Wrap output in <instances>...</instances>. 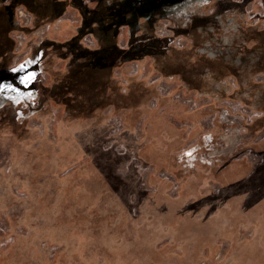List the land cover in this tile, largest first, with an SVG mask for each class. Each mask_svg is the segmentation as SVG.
I'll return each instance as SVG.
<instances>
[{
    "label": "rangeland",
    "instance_id": "obj_1",
    "mask_svg": "<svg viewBox=\"0 0 264 264\" xmlns=\"http://www.w3.org/2000/svg\"><path fill=\"white\" fill-rule=\"evenodd\" d=\"M160 1L118 52L0 0V264H264V30Z\"/></svg>",
    "mask_w": 264,
    "mask_h": 264
},
{
    "label": "crops",
    "instance_id": "obj_2",
    "mask_svg": "<svg viewBox=\"0 0 264 264\" xmlns=\"http://www.w3.org/2000/svg\"><path fill=\"white\" fill-rule=\"evenodd\" d=\"M40 3H48V9L43 12V9L39 8V10H34L30 7L29 0H17L16 3L22 4L25 8H28L35 16H43L45 12H50L54 16H60L62 13H65L69 8H71L79 17V25H78V33L80 36L82 35H91L93 40H95L96 46L94 45L92 48L94 50L102 49L104 46L103 44H110V48L117 50L118 52L121 49H126L128 47V40H127V32L129 27V23L123 19L125 16H128L127 11L130 8L137 7L141 0H37ZM151 6H155L157 1L160 0H150ZM163 1V0H161ZM160 1V3H161ZM167 4L173 3L174 7H178L177 3L179 4V9L183 10L186 8L185 3H195V1H199L200 3H210V8L205 9L206 14L214 13V15H222L223 17H238L240 21L246 25L252 27H258L261 30H264V24L260 23L259 17L257 18V14L255 13L252 16L251 10H249V3L253 0H164ZM262 3V7H264V0H256ZM27 4H26V3ZM106 2V4H103ZM25 3V4H24ZM234 3L238 4L239 7H234ZM18 5H13L14 12H17ZM194 5V4H193ZM172 5H170L171 7ZM188 6V5H187ZM202 7V6H201ZM192 8V10H194ZM249 10V11H248ZM166 12V11H165ZM13 13L14 17L17 16ZM127 14V15H125ZM46 15V14H45ZM125 15V16H124ZM41 16V17H42ZM165 18L171 17V15L163 14ZM169 16V17H168ZM161 17V18H164ZM255 18L256 20H254ZM163 22L168 23L169 29H173V24L170 19H163L159 22L162 24ZM175 24V23H174ZM108 29V34L112 36V38H108L105 43L103 40V35L105 31L103 30ZM173 32L179 33L173 29ZM172 34H175L173 33ZM9 34V30H5V35L2 39H0V43L5 40V37ZM76 35H72L69 38L68 45L70 46V50H72V45L78 40L81 39ZM102 35V36H101ZM171 37V36H167ZM173 39V37H171ZM90 46H92L90 44ZM119 46V47H118ZM95 47V48H94ZM121 48V49H119ZM116 51V52H117ZM121 60V59H119ZM123 61V60H121ZM120 61V62H121ZM123 63H118V65H122ZM118 69V68H117ZM117 69L115 70V74L117 73ZM113 69L109 72V76H111ZM113 73V74H114ZM118 80V78L116 77Z\"/></svg>",
    "mask_w": 264,
    "mask_h": 264
},
{
    "label": "built area",
    "instance_id": "obj_3",
    "mask_svg": "<svg viewBox=\"0 0 264 264\" xmlns=\"http://www.w3.org/2000/svg\"><path fill=\"white\" fill-rule=\"evenodd\" d=\"M19 11H20V12H19ZM18 12H19L20 14H24V15H25V13H26V12L24 11L23 8H19V9H18ZM24 12H25V13H24ZM26 14H28V13H26ZM168 30H170L169 27H168V23L163 22L162 25H161L160 28H159L160 33H161L162 35H166V34H168ZM177 44H178V47H179V48H181L182 46H184V44H183V42H182L181 39H178ZM136 72H137V71H136ZM136 74H138V72H137ZM141 78H143V77H141ZM159 84H160V83H159ZM169 95H170L171 97H173L174 99L183 102V100H181V98H180V95H179V98L176 97V93H173V92H170ZM184 102H185V101H184ZM185 103L187 104V102H185ZM188 105L191 106L189 102H188Z\"/></svg>",
    "mask_w": 264,
    "mask_h": 264
},
{
    "label": "flooded vegetation",
    "instance_id": "obj_4",
    "mask_svg": "<svg viewBox=\"0 0 264 264\" xmlns=\"http://www.w3.org/2000/svg\"><path fill=\"white\" fill-rule=\"evenodd\" d=\"M17 12H18V9H17Z\"/></svg>",
    "mask_w": 264,
    "mask_h": 264
}]
</instances>
